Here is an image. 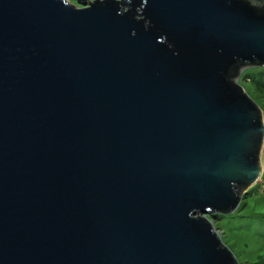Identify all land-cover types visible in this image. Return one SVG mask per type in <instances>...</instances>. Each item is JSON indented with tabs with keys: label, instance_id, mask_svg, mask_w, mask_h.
<instances>
[{
	"label": "water",
	"instance_id": "1",
	"mask_svg": "<svg viewBox=\"0 0 264 264\" xmlns=\"http://www.w3.org/2000/svg\"><path fill=\"white\" fill-rule=\"evenodd\" d=\"M262 65L264 0H0V264H237Z\"/></svg>",
	"mask_w": 264,
	"mask_h": 264
},
{
	"label": "rangeland",
	"instance_id": "2",
	"mask_svg": "<svg viewBox=\"0 0 264 264\" xmlns=\"http://www.w3.org/2000/svg\"><path fill=\"white\" fill-rule=\"evenodd\" d=\"M92 0H65L80 8ZM264 72V65L242 68L235 83L259 107L264 122V83H255L251 75ZM255 87V88H254ZM262 171L254 184L240 196L238 206L230 213L206 216L223 245L229 249L237 264H264V141L260 151ZM240 205V206H239Z\"/></svg>",
	"mask_w": 264,
	"mask_h": 264
},
{
	"label": "trees",
	"instance_id": "3",
	"mask_svg": "<svg viewBox=\"0 0 264 264\" xmlns=\"http://www.w3.org/2000/svg\"><path fill=\"white\" fill-rule=\"evenodd\" d=\"M250 67H255V66H250ZM252 78L254 77L253 81L256 83H264V72L260 73L259 71H257L255 73V75H251ZM255 88V87H254ZM264 104V103H263ZM240 206V205H239ZM260 225L261 227H264V219H262V221H259L258 226ZM264 235V234H263Z\"/></svg>",
	"mask_w": 264,
	"mask_h": 264
},
{
	"label": "bare ground",
	"instance_id": "4",
	"mask_svg": "<svg viewBox=\"0 0 264 264\" xmlns=\"http://www.w3.org/2000/svg\"><path fill=\"white\" fill-rule=\"evenodd\" d=\"M263 141H264V133H263L262 145H263ZM259 162H260V168H261V171H262V164H261V161H260V154H259Z\"/></svg>",
	"mask_w": 264,
	"mask_h": 264
}]
</instances>
